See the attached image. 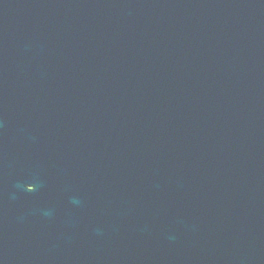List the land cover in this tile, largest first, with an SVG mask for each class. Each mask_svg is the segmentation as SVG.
<instances>
[{
  "label": "water",
  "instance_id": "obj_1",
  "mask_svg": "<svg viewBox=\"0 0 264 264\" xmlns=\"http://www.w3.org/2000/svg\"><path fill=\"white\" fill-rule=\"evenodd\" d=\"M0 264H264V0H0Z\"/></svg>",
  "mask_w": 264,
  "mask_h": 264
}]
</instances>
